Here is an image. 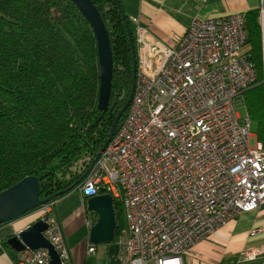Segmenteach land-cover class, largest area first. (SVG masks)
<instances>
[{
  "label": "built area",
  "instance_id": "1",
  "mask_svg": "<svg viewBox=\"0 0 264 264\" xmlns=\"http://www.w3.org/2000/svg\"><path fill=\"white\" fill-rule=\"evenodd\" d=\"M245 17L195 18L173 45L131 18L133 100L77 187L88 198L109 194L122 205L123 264H184L198 242L264 204V145L256 138L251 146V119L237 113L245 107L244 94L258 84ZM259 22L264 34V8ZM53 205L40 208L47 224L43 234L61 264H71ZM50 262L45 249L19 254V264Z\"/></svg>",
  "mask_w": 264,
  "mask_h": 264
},
{
  "label": "trees",
  "instance_id": "2",
  "mask_svg": "<svg viewBox=\"0 0 264 264\" xmlns=\"http://www.w3.org/2000/svg\"><path fill=\"white\" fill-rule=\"evenodd\" d=\"M92 1L109 31L114 60L105 111L98 107L97 39L78 7L71 0H0V193L31 176L40 181L41 199L77 189L129 98L133 58L128 27L136 47L134 25L123 0ZM260 12L252 10L245 17L249 60L258 84L244 94V102L256 138L264 145ZM114 208L116 239L125 223L122 205L114 201Z\"/></svg>",
  "mask_w": 264,
  "mask_h": 264
},
{
  "label": "crops",
  "instance_id": "3",
  "mask_svg": "<svg viewBox=\"0 0 264 264\" xmlns=\"http://www.w3.org/2000/svg\"><path fill=\"white\" fill-rule=\"evenodd\" d=\"M123 4L130 18H139L142 27L168 45L184 35L195 18L222 19L264 8V0H123ZM88 200L77 188L53 202L52 214L61 223L71 264H123L120 259L126 252L119 243L121 234L111 243L90 242L97 216L88 211ZM41 215L38 209L0 226V264H19L20 253L8 245V240L41 220ZM124 223L123 229L125 214ZM92 246L94 253L89 252ZM248 252L257 255L249 259L244 256ZM184 264H264V204L256 211L238 215L198 242L184 255Z\"/></svg>",
  "mask_w": 264,
  "mask_h": 264
},
{
  "label": "water",
  "instance_id": "4",
  "mask_svg": "<svg viewBox=\"0 0 264 264\" xmlns=\"http://www.w3.org/2000/svg\"><path fill=\"white\" fill-rule=\"evenodd\" d=\"M71 1L86 17L93 28L97 39L100 68V94L98 107L101 111H105L109 107L114 74V60L109 31L99 9L92 0ZM121 12L123 18L126 20L125 12L122 9ZM128 36L133 58V83L129 98L124 107L116 115L110 128L108 140L93 160L91 166L77 181L75 185L77 187L100 159L101 153L104 152L111 139L116 134L119 123L133 100L137 77V57L133 33L130 27H128ZM70 190L71 189L57 192L47 199H41V185L39 179L36 176L23 179L0 193V226L18 220L28 213L38 210L47 204L53 203L56 199L69 193ZM88 211L97 216L96 222L90 230V242L94 245L113 242L117 228L113 197L109 194H101L89 198ZM46 229L47 224L43 220H39L10 238L8 240V245L17 253L24 252L26 248H29L32 251L40 249L48 250L51 257L50 264H61L54 247L44 237L43 233Z\"/></svg>",
  "mask_w": 264,
  "mask_h": 264
},
{
  "label": "rangeland",
  "instance_id": "5",
  "mask_svg": "<svg viewBox=\"0 0 264 264\" xmlns=\"http://www.w3.org/2000/svg\"><path fill=\"white\" fill-rule=\"evenodd\" d=\"M237 113L240 115V117L242 119H245V117L247 116V111H246V108L244 106H239ZM251 132L255 135V137L252 138L251 142H250L251 146H254L255 141H256V134H255V127L254 126L252 127Z\"/></svg>",
  "mask_w": 264,
  "mask_h": 264
}]
</instances>
